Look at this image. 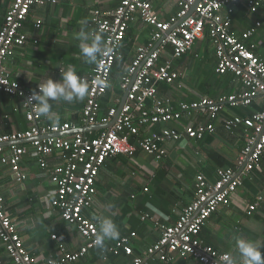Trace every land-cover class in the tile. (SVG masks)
Instances as JSON below:
<instances>
[{
    "label": "built area",
    "instance_id": "2783aa9c",
    "mask_svg": "<svg viewBox=\"0 0 264 264\" xmlns=\"http://www.w3.org/2000/svg\"><path fill=\"white\" fill-rule=\"evenodd\" d=\"M168 1L178 6L177 13L168 21L159 20L150 0H117L116 8L107 16L95 12L91 17L90 27L102 36L104 44L112 52L98 57L90 75L79 76L90 85L81 113V122L86 126L108 124L117 112L119 100L114 105H108L101 114V100L109 91L115 64L124 58V41L129 25L139 19L151 30L149 42L136 48L135 56L120 77V89L128 91L115 123L96 138L79 132V125L73 122L39 126L40 114L26 103L33 90L25 89L11 80L3 67L4 61L26 43V36L21 30L32 8L55 5L56 0H13L5 12L0 28V93L20 100L29 127L23 132L0 135V165L8 166L15 181L22 183L26 176L21 171L20 163L28 150L15 143L29 141L31 154L39 158L41 166H44V158L59 154L63 162L50 173V181L55 189L51 194L49 209L58 211L64 222L75 226L83 240V245L75 251L60 246L59 256L47 260L46 264L77 263L90 250L98 248L94 244L98 233L97 223L83 217V212L90 210L94 204L95 181L107 159L118 155L133 158L141 152L155 162L161 161L167 155L168 144L186 146L190 141L203 140L206 135L216 132L215 122L219 121L221 112L249 108L258 96L264 95V61L251 51L252 46L246 44L259 29L264 28V0H199L192 12L196 0ZM239 6H244L251 16L263 14L250 29L242 33L241 39L231 33V17ZM35 27L40 26L36 24ZM206 33L216 58L215 73L219 76L231 74L240 82L242 89L226 96H202L192 102L177 104L170 98L159 97V84L172 86L178 79L170 61H160L166 47L171 48L173 59H180L197 41L203 40ZM105 82L107 87L103 86ZM34 90H38V86ZM198 118L204 121H192ZM183 119L189 120V123H182ZM222 127L229 134L239 131L244 142L234 169H217L214 182H209L202 173L195 176L193 200L181 210L173 225L161 227L159 240L145 251L147 262L169 264L174 257H179L200 264H227L224 257L231 258L229 254L219 253L202 244L199 235L205 222L220 207L229 206L232 196L242 187L244 180L261 166L260 160L264 154V102L261 111L247 117L226 119ZM65 132H71L72 136H58ZM6 146L9 147L8 153L5 152ZM262 201L263 198L258 196L247 207L246 215L251 216ZM134 237L132 233L129 237L121 238L102 250V257L106 258L107 253L131 256L130 238ZM51 239H56V236H51ZM0 243L13 264H38L25 250L12 220L5 212L1 196ZM147 262L134 258L131 264ZM235 264L238 263L235 261Z\"/></svg>",
    "mask_w": 264,
    "mask_h": 264
},
{
    "label": "crops",
    "instance_id": "0c3cea01",
    "mask_svg": "<svg viewBox=\"0 0 264 264\" xmlns=\"http://www.w3.org/2000/svg\"><path fill=\"white\" fill-rule=\"evenodd\" d=\"M150 1L161 21H168L178 11V6L168 0ZM12 2L13 0H0V11L7 10ZM116 6L117 0H56L55 5L33 7L21 30L26 36V43L4 61V69L11 80L28 90H34L48 79L59 81L62 72L69 66L75 69L78 76L90 75L96 63L85 62L80 52L78 34L82 28L97 34L89 25L91 17L95 12L107 16ZM257 19L260 16H251L246 11L243 13L238 10L231 17V33L241 39L242 33L250 29ZM36 24L40 27L36 28ZM262 29L264 28L259 29L246 44H255L256 49L263 53L264 38L259 39L258 35ZM150 31L139 19L129 25L123 48L124 58L113 68L109 91L101 100V114H104L108 105H114L116 100H119L118 108L125 92L120 89V77L135 56L136 48L149 42ZM259 58L264 61L263 54ZM165 60L170 61L178 79L172 86L159 84V97L170 98L177 104L210 96L211 90L205 95L197 89V85L209 76L212 78L213 72L215 73L216 58L211 41H197L180 59H173L171 48L166 47L160 61ZM211 88L215 95L210 98L230 95L242 89L238 80H234L231 93L227 92L230 90L227 88ZM85 98L73 103L52 101L51 110L56 114L58 123L40 115L38 125L73 122L79 125V130L86 136L98 137L102 131L90 130L81 122ZM263 102L264 95H261L249 108L226 109L219 114V121L215 122L216 132L205 136L212 137V140L204 143L201 142L203 140L197 141L199 144L190 141L186 146L168 144L167 155L161 163L141 152L133 158L118 155L107 159L95 181L94 204L90 210L83 212V217L96 222L98 231L100 219L111 218L118 226L120 236L116 240L106 241L103 249L90 250L82 260L73 264H131L134 258L147 262L145 251L159 240L161 227L173 225L181 210L193 200L190 176L195 172L206 176L205 173L214 168L213 159L208 157L212 155L210 153L232 156L234 162L238 158L239 153L233 148L241 143L240 132H225L222 122L234 116L247 117L261 111ZM24 113L18 98L0 93V135L27 130L29 124ZM192 121L201 123L204 120L198 118ZM182 123L188 124L189 120L183 119ZM62 134L64 135L60 137L72 136L71 132L59 135ZM20 146L28 150L20 163L26 178L18 183L9 167L0 165V196L4 200L5 212L12 220L25 250L38 264H46L47 260L59 256L60 246L68 251H75L83 245V240L75 226L64 222L58 211L49 209L51 194L55 189L50 181V173L63 162L62 157L59 154L47 156L42 160L44 166H41L39 158L32 156L29 142ZM5 149L8 153L9 147L6 146ZM213 176L215 177L214 173ZM207 180L213 182L208 177ZM244 182L232 196L229 206L220 207L205 222L199 235L202 244L219 253L229 254L238 264H242L236 247L238 237L254 241L264 254V156L260 168L252 171ZM258 196L263 201L251 216H247V207ZM132 233L135 237L130 238L131 256H113L107 253L106 258L102 257V250ZM51 236H56V239H51ZM0 264H13L1 243ZM147 264L156 263L148 261ZM169 264L200 263L189 258L174 257Z\"/></svg>",
    "mask_w": 264,
    "mask_h": 264
},
{
    "label": "clouds",
    "instance_id": "9594fccd",
    "mask_svg": "<svg viewBox=\"0 0 264 264\" xmlns=\"http://www.w3.org/2000/svg\"><path fill=\"white\" fill-rule=\"evenodd\" d=\"M78 35L80 52L85 62L94 64L98 61V57L112 52V49L104 44L100 34H93L82 28ZM103 86L107 87V82ZM89 87V83L79 77L72 66H69L62 72L59 81L48 79L39 84L38 90L31 92L26 103L34 107L41 116L58 123L56 114L51 110V102L82 101L88 95ZM119 236L120 232L116 223L111 218L104 217L99 221V231L95 236L94 244L103 249L106 241L116 240ZM236 247L242 264H264V254L254 241L238 237ZM224 259L227 264H235V261L229 256H225Z\"/></svg>",
    "mask_w": 264,
    "mask_h": 264
},
{
    "label": "trees",
    "instance_id": "16d2710c",
    "mask_svg": "<svg viewBox=\"0 0 264 264\" xmlns=\"http://www.w3.org/2000/svg\"><path fill=\"white\" fill-rule=\"evenodd\" d=\"M239 10V12H245L246 9L244 8V6H239V9H237V11ZM236 11V12H237ZM5 12L6 10H1L0 11V28L2 27L3 23H4V15H5ZM247 12V11H246ZM260 19L261 17L263 16V14L261 13L260 15ZM259 39H263L264 38V29H262L260 32H259ZM204 39L206 40V42L210 39L207 35V33L205 34V37ZM125 41H126V38H125ZM124 41V42H125ZM253 44H249V46H252ZM251 51L256 55V56H260V54L264 55V52L262 53V51L257 50L256 49V46L255 44L252 46L251 48ZM183 58V57H182ZM212 78L209 76V78L207 77L203 82L199 83L197 85V89L203 93V94H208L211 92V94H209L210 96L209 97H214L215 95V92L212 90V86H214L216 88V90H222L224 88H227V89H230L229 91H227L228 93H231V90H232V86H233V82L234 80V77L231 75V74H225V75H222V76H219L217 74H215L213 72L212 74ZM237 82V80H236ZM211 90V91H210ZM210 91V92H209ZM102 105V104H101ZM213 138L212 137H205V139H203V141L201 142H207V141H210L212 140ZM198 144L200 142H197ZM244 147V143L242 142L241 140V143H239L237 146H234L233 150L236 152V153H240V151L242 150V148ZM212 154V155H210ZM208 156L210 159H213V162H214V168H210L209 171L207 172V174L205 173V175L211 180V181H215V177L213 176V173L215 174L214 170L216 171V169L218 168H221V169H227V168H233L235 167V162L233 161V159L229 156H224V155H221L219 153H210ZM264 156V154H263ZM262 156V157H263ZM164 161V159H162L161 161H159L160 163ZM260 163H262V158L260 160ZM201 172V171H200ZM197 174V172H195ZM195 173H193L191 176H190V184H191V189L193 190L194 192V185H195ZM205 176V177H206ZM206 177V178H207ZM247 182V180H246ZM245 183V182H244Z\"/></svg>",
    "mask_w": 264,
    "mask_h": 264
},
{
    "label": "water",
    "instance_id": "95a60500",
    "mask_svg": "<svg viewBox=\"0 0 264 264\" xmlns=\"http://www.w3.org/2000/svg\"><path fill=\"white\" fill-rule=\"evenodd\" d=\"M198 1H199V0H196V2H195V4H194V6H193L191 12L194 11L195 6L197 5ZM173 28H174V27H173ZM163 39H164V37H163ZM159 43H160V42H159ZM159 43H158L157 45H159ZM133 80H134V76H133L132 79H131V83L133 82ZM131 83H130V85H131ZM130 85H129V87H130ZM127 91H128V90H126V91L123 93V96H122L121 102H120V104H119V106H118V108H117V112H116L115 116L112 118V120H111L108 124H105V125H100V124H99V125H95V126H87V128L90 129V130L92 129V130H96V131H104V130H108V129H110V128L112 127V125L115 123V120H116V118H117V116H118V114H119V112H120L122 106L124 105V103H125V101H126ZM79 132L83 133L81 130H79ZM63 135H64V134H62V135H58V136H63ZM25 142H29V141H20V142H17V143H15V144L21 145V144H23V143H25ZM251 151H252V150H251ZM250 155H251V152H250V153L248 154V156L246 157V159H245V163L248 161Z\"/></svg>",
    "mask_w": 264,
    "mask_h": 264
}]
</instances>
